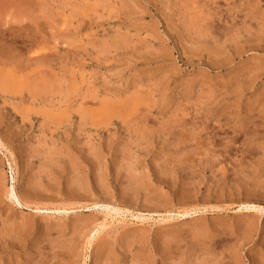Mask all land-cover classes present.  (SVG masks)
I'll return each instance as SVG.
<instances>
[{"label": "rangeland", "instance_id": "1", "mask_svg": "<svg viewBox=\"0 0 264 264\" xmlns=\"http://www.w3.org/2000/svg\"><path fill=\"white\" fill-rule=\"evenodd\" d=\"M0 1V264H264V0Z\"/></svg>", "mask_w": 264, "mask_h": 264}, {"label": "bare ground", "instance_id": "2", "mask_svg": "<svg viewBox=\"0 0 264 264\" xmlns=\"http://www.w3.org/2000/svg\"><path fill=\"white\" fill-rule=\"evenodd\" d=\"M0 2H1V1H0ZM2 5H3V1H2V3L0 4V6H1L0 9H1V11L3 12V10H4L3 7H4V6H2ZM5 6H6V4H5ZM4 8H5V7H4ZM2 9H3V10H2ZM2 15L5 16V14H2ZM2 15L0 14V17H2ZM2 18H3V17H2ZM3 19H4V18H3ZM0 20H1V19H0ZM5 21H6V20H5ZM1 26H3V25H1ZM5 27H6V23H5ZM6 31H7V30H6ZM0 32H1V30H0ZM4 32H5V31H4ZM5 33H6V32H5ZM2 34H3V33H2ZM2 37H3V36H2ZM2 37H1V38H2ZM2 40H3V39H2ZM3 41H4V40H3ZM3 41H2V42H3ZM2 45H3V44H1V46H2ZM2 47H3V46H2ZM1 50H4V47H3V49H1ZM3 53H4V51H3ZM2 59H3V58H2ZM4 59H5V58H4ZM8 60H9V59H8ZM8 60H7V61H8ZM0 63H3V62L0 60ZM6 63H8V62H6ZM6 63H5V64H6ZM9 64H11V63H9ZM245 87H246V86H245ZM239 91H240V90H239ZM251 115H252V113H251ZM251 124H252V123H251ZM253 124H254V123H253ZM231 132H232V131H231ZM234 134H235V133H234ZM234 134H233V135H234ZM236 136H237V133H236ZM231 137H232V136H231ZM231 139H232V138H231ZM231 149H232V148H231ZM230 151H231V150H230ZM235 166H236V164H235ZM233 167H234V166H233ZM233 170H234V169H233ZM232 172L234 173V171H232ZM77 174H78V173H77ZM77 176H78V175H77ZM133 177H134V176H133ZM131 178H132V177H131ZM134 178H135V177H134ZM76 179H77V178H76ZM76 179H74V180H76ZM78 180H79V179H77V182H78ZM134 181H135V180H134ZM75 182H76V181H75ZM0 183H1V182H0ZM75 184H76V183H75ZM1 186H2V185H1ZM76 186H77V185H76ZM79 187H80V185H79ZM8 192H10L11 195H13V188H10V190H9ZM13 196H14V195H13ZM15 198H16V197H15ZM17 203H18V205H21V204L19 203V201H18ZM240 207H241V209H248V208H251V206H248V205H245V204H244L243 206H240ZM252 207H254V206H252ZM248 210H249V209H248ZM33 211L36 213V212H39L40 209H39L38 207H35V209H34ZM183 215H184V213H183ZM109 217H112L111 214H109ZM90 241H91V240H90ZM89 243H91V242H89Z\"/></svg>", "mask_w": 264, "mask_h": 264}]
</instances>
